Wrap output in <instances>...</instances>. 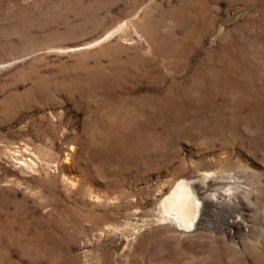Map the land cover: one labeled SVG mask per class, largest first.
<instances>
[{
  "label": "rangeland",
  "instance_id": "1",
  "mask_svg": "<svg viewBox=\"0 0 264 264\" xmlns=\"http://www.w3.org/2000/svg\"><path fill=\"white\" fill-rule=\"evenodd\" d=\"M0 264H264V0H0Z\"/></svg>",
  "mask_w": 264,
  "mask_h": 264
},
{
  "label": "bare ground",
  "instance_id": "2",
  "mask_svg": "<svg viewBox=\"0 0 264 264\" xmlns=\"http://www.w3.org/2000/svg\"><path fill=\"white\" fill-rule=\"evenodd\" d=\"M215 181L216 180H213L211 183H209V185L205 184L204 186L199 185L195 181L193 183L183 182L174 192V197L167 201L166 209L172 218L183 228L190 230L195 224V220L199 214V203L197 196L200 198V200L202 199V201L205 202V208L202 212L203 214L199 224H202L203 218L207 216L210 211H213V207H218L220 204L219 199L215 196V194L211 195L209 193V191L212 190V184L215 183Z\"/></svg>",
  "mask_w": 264,
  "mask_h": 264
}]
</instances>
